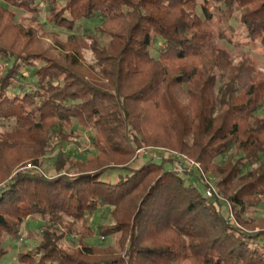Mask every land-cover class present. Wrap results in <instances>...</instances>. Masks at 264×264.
<instances>
[{
	"label": "trees",
	"instance_id": "1",
	"mask_svg": "<svg viewBox=\"0 0 264 264\" xmlns=\"http://www.w3.org/2000/svg\"><path fill=\"white\" fill-rule=\"evenodd\" d=\"M0 1L39 12L38 0ZM45 1L54 26L72 30L78 20L100 19L99 31L110 39L101 45L96 34L88 36L96 72L90 78L75 54L59 60L23 43L17 47L19 38H30L33 30L22 32L20 24L4 21L8 10L0 3V59L6 64L0 69V119L16 122L12 132L0 135V182L8 181L0 189V259L10 249L4 236L17 238L28 215L55 208L83 220L106 204L113 223L97 226L96 232L119 234L116 248L67 250L44 233L39 258L18 252L17 260L264 264V231L251 228L260 218L245 216L250 208L264 206V72L256 71L251 86L241 90L243 65L233 64L229 53L213 44L211 31L213 23L228 42L241 35L258 42L264 56V0H67L60 8L57 0ZM157 41L163 47L153 57L150 49ZM28 67L32 84H16L23 77L20 69ZM73 120L94 130L97 157L69 162L59 154L53 175L15 171L11 176L24 158L39 166V156L49 149V132L65 139L61 128L71 127ZM141 146L177 151L204 171L217 168L216 186L238 224L228 221L216 196L203 194L199 176L188 180L186 171L177 172L186 168L184 161L124 165ZM231 150L224 164L213 162Z\"/></svg>",
	"mask_w": 264,
	"mask_h": 264
},
{
	"label": "rangeland",
	"instance_id": "2",
	"mask_svg": "<svg viewBox=\"0 0 264 264\" xmlns=\"http://www.w3.org/2000/svg\"><path fill=\"white\" fill-rule=\"evenodd\" d=\"M67 0H57L55 7H62ZM198 3L203 0H197ZM0 3L8 10L7 15L3 17V20L9 19L13 24H20L23 31L33 30L32 36L26 38L22 36L17 41V47L27 45L29 50L33 52H40L45 54L48 58H54L63 60L66 55L75 54L74 56L79 61L80 69L86 74L87 77L95 78L96 72L94 70V58L90 48V42L88 36L96 34L98 42L101 45H106L109 42L110 35L106 31H99L100 19L92 20H78L76 27L72 30L61 29L54 26L48 19V5L45 0H38L37 14L27 12L23 9H17L9 6L5 3ZM197 12L200 16L201 10L197 7ZM229 23L238 28L236 20L231 18ZM217 25H211V31L213 34L212 42L216 47L227 51L233 64L240 63L243 65L241 70V77L239 80V86L241 90H247L253 82V76L256 71L262 70L264 72V56L263 49L258 42H249L247 39L241 36L232 37L233 42H228L226 39H222L218 36ZM222 25L220 29H224ZM226 29V28H225ZM227 34L229 31H225ZM13 32L6 37L7 40L11 37ZM23 35V34H22ZM229 35V34H228ZM70 36H73L71 38ZM163 47L161 41L154 43L150 49V53L153 57H156L159 50ZM6 64L0 59V69L4 70ZM32 67L21 68L20 72L23 76L16 84L21 86H28L32 84L34 80L32 76ZM222 72V71H219ZM13 89H8V93H12ZM257 114L262 115V110ZM16 128V122L12 119H0V135L10 133ZM62 132L66 135L65 139H60L57 133L53 131L49 132V149L39 156L40 165H34L30 158H24V160L14 167L13 176L16 172H45L47 175L55 174L54 161L59 154L68 156L69 162L83 161L86 159H93L99 155V151L96 150L92 144V138L94 130L85 128L77 124L76 121H72V126H63ZM234 151L227 152L224 156L217 157L213 160L216 164H224L231 158ZM175 158L182 160L185 163L186 168H177V172L182 175L186 171V177L188 180L194 178H201L204 183L198 181V186L204 195L216 196L219 205V209L227 217L228 221L238 224L234 220L232 210L230 209L229 202L219 194L216 183L220 180L221 175L217 168H211L208 171H204L199 162L182 155L177 151L169 150L163 147L156 146H141L134 152L133 157L126 162L131 168L140 167L147 159H153L160 161L161 159ZM68 162V163H69ZM68 166V164L66 165ZM250 169L249 166L244 167V170ZM73 172V169L70 170ZM118 171H112L110 177L113 178ZM199 176V177H198ZM10 178V177H9ZM8 178V179H9ZM8 181L0 182V189L5 188ZM209 191H211L209 194ZM111 206L101 204L96 210L89 213L83 220H78L73 216L55 208H48L43 214L28 215L21 224L19 236L11 239L8 235L4 236V239L10 244L8 253L0 259V264H21L16 255L18 252H30L32 257L37 260L39 254H37V248L42 243L44 233L51 235V239L54 243L67 250H73L82 248L83 246H96L98 248L117 247L119 234H111L108 236H101L96 232V228L99 225H109L113 223L110 211ZM248 218H260L259 223H255L253 231H264V206L262 208H256L248 210L245 213ZM92 226L93 231L89 230L87 225Z\"/></svg>",
	"mask_w": 264,
	"mask_h": 264
},
{
	"label": "built area",
	"instance_id": "3",
	"mask_svg": "<svg viewBox=\"0 0 264 264\" xmlns=\"http://www.w3.org/2000/svg\"><path fill=\"white\" fill-rule=\"evenodd\" d=\"M210 192V191H209Z\"/></svg>",
	"mask_w": 264,
	"mask_h": 264
}]
</instances>
